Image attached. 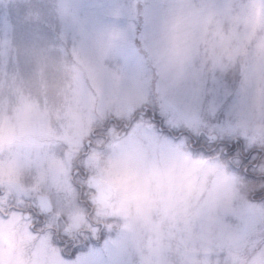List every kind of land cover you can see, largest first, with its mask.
<instances>
[{
	"label": "rangeland",
	"instance_id": "1",
	"mask_svg": "<svg viewBox=\"0 0 264 264\" xmlns=\"http://www.w3.org/2000/svg\"><path fill=\"white\" fill-rule=\"evenodd\" d=\"M144 108L264 162V0H0L2 199L43 194L70 236L85 230L63 255L0 214V264H264V203L249 198L262 184L229 173L222 149L193 159L189 137L148 130L150 116L80 161L116 194L104 228L86 230L87 211L59 194L68 153Z\"/></svg>",
	"mask_w": 264,
	"mask_h": 264
},
{
	"label": "flooded vegetation",
	"instance_id": "2",
	"mask_svg": "<svg viewBox=\"0 0 264 264\" xmlns=\"http://www.w3.org/2000/svg\"><path fill=\"white\" fill-rule=\"evenodd\" d=\"M140 116H150V120L155 122L156 117H154V112L148 108H144L142 112H135V114H133L128 121H111V124L113 125L112 127L102 126L92 130L90 134L91 139L85 140L83 150H80L74 155L73 153L75 150L73 149L70 150V153H68V155L71 154L72 157H74L72 160V171L69 176H66V179L64 180L65 188L63 192L60 191L59 194L64 195L61 197L67 198L68 200H72L74 197V201H77L79 205L83 207V210L85 209L87 211L85 215L87 222L85 224L88 223L90 226V229H86L88 232H92L97 228H104L105 223L103 221H97V218L100 217L103 220L110 218V215L106 212V208L111 206V204L115 201L116 194L114 191L115 197L109 204H107L104 200H100L99 198H103L102 193H97V191L95 193V191L87 186L86 181L90 175H95L101 180L103 179L96 173L92 174L87 172V170H85L79 163L82 159L89 157L91 152L101 155L105 152L109 143H120L124 140V138L129 135L132 124L137 121V118ZM155 123L158 125L155 127L148 126L147 129L149 130L152 128L153 130L159 132V134H166L173 140H177L182 136L189 137L190 142L186 146V149L190 150L192 157L195 160L198 157H201L202 153L206 156H213L214 154H218L217 152L222 149V156H226V159H228L229 173L237 174V172H240L243 178L247 180H255L262 184L257 191L251 193V196L249 195V198L254 203H264V173L256 172L260 169V167L264 168V162L260 163V159L258 161L252 160L255 152L257 153L261 151V149H252L245 154L242 150V145L237 140L227 142L221 140L219 141L217 138L213 139V137H210L209 142L202 143L200 138H193L185 132H177V134H174L173 132L160 126V122L157 119ZM3 194L4 191L0 190V214L4 218H7L10 214L18 216V220L21 221V223H28V227L33 233L42 234L45 232L50 235L52 243L57 246V248L63 250V255H67V252L72 250L74 251L80 245L78 240L85 241V238L83 237L85 230L76 231L75 238L70 236L72 223L65 222L62 219L63 217L61 218V215L54 213L51 204L49 211L43 214L38 212L36 196L43 194H36L34 196V201H28L29 205H26L27 201H25L26 198L24 196L27 193L25 192L22 193V196H16L17 199L15 196L7 193V199L4 200L2 199ZM90 202L97 203L91 204ZM98 212H101V214ZM62 221L65 226L61 225ZM65 230H67L66 233H64Z\"/></svg>",
	"mask_w": 264,
	"mask_h": 264
},
{
	"label": "water",
	"instance_id": "3",
	"mask_svg": "<svg viewBox=\"0 0 264 264\" xmlns=\"http://www.w3.org/2000/svg\"><path fill=\"white\" fill-rule=\"evenodd\" d=\"M87 184L90 188L97 191V193L99 192L102 193L103 198H99L100 200H104L105 202L109 203L113 199L114 192L112 188L107 183L99 180L97 177L94 176L89 177L87 180ZM37 201H38V212L40 214H43L49 210V205L45 197L38 196Z\"/></svg>",
	"mask_w": 264,
	"mask_h": 264
}]
</instances>
